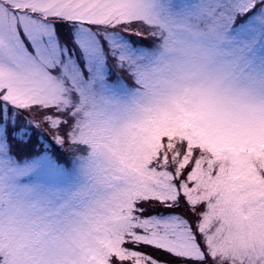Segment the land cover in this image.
Wrapping results in <instances>:
<instances>
[{
	"label": "snow or ice",
	"instance_id": "snow-or-ice-1",
	"mask_svg": "<svg viewBox=\"0 0 264 264\" xmlns=\"http://www.w3.org/2000/svg\"><path fill=\"white\" fill-rule=\"evenodd\" d=\"M0 264H264V0H0Z\"/></svg>",
	"mask_w": 264,
	"mask_h": 264
}]
</instances>
